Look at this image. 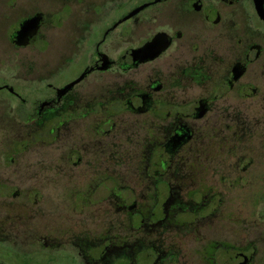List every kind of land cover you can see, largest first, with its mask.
<instances>
[{
    "label": "flooded vegetation",
    "instance_id": "af4514ba",
    "mask_svg": "<svg viewBox=\"0 0 264 264\" xmlns=\"http://www.w3.org/2000/svg\"><path fill=\"white\" fill-rule=\"evenodd\" d=\"M0 148V264H264V0H0Z\"/></svg>",
    "mask_w": 264,
    "mask_h": 264
},
{
    "label": "rangeland",
    "instance_id": "374dc122",
    "mask_svg": "<svg viewBox=\"0 0 264 264\" xmlns=\"http://www.w3.org/2000/svg\"><path fill=\"white\" fill-rule=\"evenodd\" d=\"M4 153L5 152L0 151V154H4ZM27 160H28V153L26 151L20 153L16 157L17 164H20V165H25V161L27 162ZM22 202H24V200H20V202L14 203V210H16L15 208H18L20 205H22ZM7 203H10V202L7 201ZM6 207L7 206L5 204L2 206V213L4 214H7V211L5 210ZM14 250L15 251L17 250L18 252H21V253H26L29 249L27 248V245L25 242H22L21 240H17V241H14Z\"/></svg>",
    "mask_w": 264,
    "mask_h": 264
}]
</instances>
